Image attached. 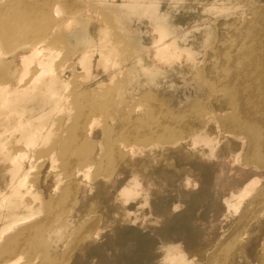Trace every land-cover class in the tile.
I'll list each match as a JSON object with an SVG mask.
<instances>
[{
    "label": "rangeland",
    "instance_id": "1",
    "mask_svg": "<svg viewBox=\"0 0 264 264\" xmlns=\"http://www.w3.org/2000/svg\"><path fill=\"white\" fill-rule=\"evenodd\" d=\"M158 28L186 47L156 48ZM40 39L46 40L42 50L47 52L15 58L17 49ZM247 54L264 68V0H0V190L7 196L0 209L13 207L18 213L0 228V263L7 250L20 258L18 264H150L154 250L160 253L169 240L190 256L189 264H206L216 246L231 237L222 247L232 248L227 264H258L264 254V95L234 99L224 88L238 83L233 77ZM161 60L184 66L185 72L151 80ZM93 115L98 121L92 131L79 134L78 127ZM29 130L35 133L26 138ZM134 135L145 141L133 143ZM126 145L137 148L122 160H134L149 199L169 187L193 197L173 200L167 194L166 201L158 200L154 215L166 238L158 249L125 234L120 218L111 216L115 207L105 196L106 182L117 162L108 149ZM82 157L88 158L78 164ZM14 159L24 161L21 168ZM84 163L90 166L82 177L86 195L74 174ZM254 175L256 185L236 200L239 205L244 200L243 208L231 210L224 186ZM19 179L21 186L9 195ZM101 215L100 229L94 222ZM155 227L140 234L150 236ZM58 238L65 239L59 243Z\"/></svg>",
    "mask_w": 264,
    "mask_h": 264
},
{
    "label": "bare ground",
    "instance_id": "2",
    "mask_svg": "<svg viewBox=\"0 0 264 264\" xmlns=\"http://www.w3.org/2000/svg\"><path fill=\"white\" fill-rule=\"evenodd\" d=\"M156 32H158L159 34H160V36H158L159 37V40H158V45L156 44V48L158 47V46H163V44L164 45H166V46H169V48L171 47V48H176V47H178V45H180L181 47H186V46H184V45H181L180 44V42H177V40H175V39H173L172 37H166V36H164L163 34H161L163 31L161 30V29H157L156 30ZM211 32H212V30H211ZM220 34V33H219ZM218 36V35H217ZM223 36V35H222ZM225 37V36H224ZM219 39V38H218ZM46 40L45 39H40L39 41H38V43H36V44H34V45H32V46H30L29 48L27 47V48H19V49H17L16 50V52H15V54H14V56H15V58L17 59L18 58V60H21L22 58H24L25 57V53H29V52H34L33 53V55L34 54H36V55H38L39 53H43V52H40L41 50H42V45H43V43L45 42ZM217 43V42H216ZM214 45V44H213ZM192 46V45H191ZM215 46V45H214ZM47 47V46H46ZM200 47V46H199ZM155 48V47H154ZM169 48H168V50H169ZM28 50V51H26V50ZM47 48H45V49H43V50H46ZM215 49V48H214ZM23 50H25L26 52H24ZM42 50V51H43ZM49 50V49H48ZM149 50V49H148ZM170 50H172V49H170ZM213 50V49H212ZM214 51V50H213ZM46 52H47V50H46ZM90 52V51H89ZM45 53V52H44ZM49 54H50V50H49V52H48ZM47 53V54H48ZM87 53V52H86ZM85 53V54H86ZM91 53V52H90ZM146 53V52H145ZM88 54V53H87ZM165 54H167V53H163V54H161V58H163L162 57V55H165ZM208 54V53H207ZM210 54H211V52H210ZM45 55V58L46 59H48L49 58V56L50 55H48V57H46L47 55H46V53L44 54ZM102 55V54H101ZM216 55V54H215ZM43 56V55H42ZM247 56V58L246 59H244V60H242V62H241V65H242V68L240 69L241 71L240 72H238L239 73V75H238V77L237 76H234L233 78H234V80H235V82H238V83H234L233 85L231 84V85H229V86H224V88H225V90H227L228 92H230V96H231V98H234V99H236V97H239L240 96V94L242 95V94H245V95H247V96H251V98H253L254 96L252 95V94H255L256 92H259V94H263L264 95V68H259V65H258V63H261V62H259V61H257L255 58H250L251 56L250 55H246ZM5 57H7L6 55H5ZM13 57V56H12ZM51 57V56H50ZM160 56L158 55V58H159ZM26 58H27V55H26ZM41 58V59H40ZM39 58V62H38V66H41V64L43 63V60L42 59H44V58H42V57H40ZM219 58V57H218ZM13 59V58H12ZM109 59V58H108ZM164 59V58H163ZM207 59V58H206ZM135 60V59H134ZM160 60V59H159ZM23 61V60H22ZM22 61H21V63H22ZM49 61V60H48ZM110 61L108 60H106V63H109ZM15 63V62H14ZM21 63H18V64H21ZM26 63V62H25ZM25 63H23V64H25ZM44 63H47L46 62V60H45V62ZM29 64L30 63H26V67H28L29 66ZM210 64V63H209ZM248 64L251 66V69L252 68H254L252 71H250V72H247V70H246V67L248 66ZM22 65V64H21ZM49 65V64H48ZM170 65V63H168L167 62V60H161L157 65H156V68H157V71H158V73L155 75V76H148V78H151V80H155L156 78L157 79H159V74H164V75H170V74H172V73H180V74H183L185 71V69H184V66L182 67V66H175V65H173V66H169ZM257 66V67H256ZM20 67V66H19ZM25 66H24V68L22 67V69H23V71L24 70H26L25 68H26ZM256 67V68H255ZM217 68H218V66H217ZM238 68V67H237ZM18 69V68H17ZM29 69V68H28ZM28 69H27V71H25L24 73H29L30 74V72H28ZM206 69H208V68H206ZM204 70H205V68H204ZM212 70V69H211ZM23 71H20V72H23ZM40 71V70H39ZM104 71H105V69H104ZM17 72H18V70H17ZM210 72V71H209ZM218 72V71H217ZM236 72V71H235ZM27 73L25 74V76L27 75ZM208 73V72H207ZM232 73V72H231ZM209 74V73H208ZM213 74V73H212ZM219 74V73H218ZM24 75V74H23ZM16 76V75H15ZM215 76H217L216 74H215ZM26 77H28V75L26 76ZM56 78H57V76H55ZM107 77V76H106ZM218 77V76H217ZM236 77V78H235ZM100 78V77H99ZM17 79H19V78H17ZM23 79H24V77H23ZM101 79V78H100ZM143 79V78H142ZM216 79V78H215ZM215 79H213V80H215ZM56 80V79H55ZM15 81V80H14ZM18 81V80H17ZM22 81H24V80H22ZM49 81V80H48ZM101 81V80H100ZM218 81V80H217ZM90 82V81H89ZM97 82L98 81H96V80H94L93 81V83H95L96 85H97ZM147 82V81H146ZM15 83V82H14ZM145 83V82H144ZM149 83V82H148ZM16 84V83H15ZM22 84V83H21ZM99 85H100V83H98ZM28 85V84H27ZM94 85V84H93ZM158 85V84H157ZM16 86V85H15ZM43 86V85H42ZM28 87H29V85H28ZM44 87H45V85H44ZM46 87H47V85H46ZM94 87H95V85H94ZM100 87H102V86H100ZM26 88H27V86L25 87V90H26ZM91 88V87H90ZM21 89H24V88H21ZM42 89H44V88H42ZM46 89V88H45ZM93 89V88H92ZM27 90H29L28 88H27ZM99 89H97V91H98ZM10 91V90H9ZM8 91V92H9ZM19 91H20V88H19ZM13 93H14V89H13V91H12ZM17 92V91H16ZM15 92V93H16ZM47 92V91H46ZM99 92H102V91H100L99 90ZM13 93H12V95H13ZM48 93V92H47ZM97 93V92H96ZM10 94V93H9ZM94 94H95V90H94ZM7 96H11V95H8V93L6 94ZM18 95V94H17ZM233 95V96H232ZM5 96V95H4ZM16 96V95H15ZM119 96V95H118ZM19 99V98H18ZM17 99V100H18ZM24 99V98H23ZM250 99V98H249ZM3 101V100H2ZM234 101H236V100H234ZM4 103V102H3ZM60 104V103H59ZM35 105V104H34ZM33 105V106H34ZM237 105H240L238 102H237ZM27 106H32V103L31 102H29V104L27 105L26 104V107ZM216 106V105H215ZM214 106V107H215ZM218 106V105H217ZM216 106V107H217ZM59 107H60V105H59ZM216 107L214 108V109H216ZM58 109V108H57ZM56 109V110H57ZM125 116V115H124ZM98 118H96L94 115H93V117H91V119L89 120V121H87V122H85L84 123V125H80L79 127H78V131H80V133L79 134H83V132H86V134H88V133H90L91 131H92V128H93V125L98 121L97 120ZM121 119H124V118H121ZM118 120V119H117ZM216 122V121H215ZM117 124V123H116ZM218 124V123H217ZM31 128H33V129H35V125H33V126H30ZM7 130H9V126H8V129H4V131H7ZM36 131V130H35ZM34 133L35 132H33V130H29V136H26V138H30V136H33L34 135ZM92 134V133H91ZM101 134V133H100ZM145 135V134H144ZM192 135V134H191ZM88 136H90V135H88ZM87 136V137H88ZM190 136V135H189ZM195 136H197V135H195ZM225 136H227V135H225ZM143 137V136H142ZM154 137H155V135H154ZM191 137V136H190ZM189 137V138H190ZM132 138L133 139H135V140H133V143L135 142H138V141H145V137H144V139L143 138H141V136H139V135H134V136H132ZM212 139H214V138H212ZM223 140V139H222ZM187 141H188V139H187ZM110 142H111V140H110ZM190 143V142H189ZM210 143V142H209ZM138 144V143H137ZM181 144V143H180ZM2 144H0V147L2 148L3 146H1ZM121 146V145H120ZM137 146V145H136ZM106 147V146H105ZM155 147V146H154ZM158 147V146H157ZM68 148V147H67ZM69 148L71 149V146H69ZM137 148V147H136ZM136 148H135V146L134 145H126L125 147H123L122 148V150L120 149V147L117 149V148H115L114 146H112V149H108V153L109 152H111L112 154H115L114 155V158L116 159V162H117V166L115 167V169H114V171H113V173L109 176V177H107V184H109V188L108 189H106L103 185H102V187H104V189H106V191H108V193H106L105 194V196H106V198H108V197H110V199H111V202H112V204H113V206L115 207V210H114V212L112 213V215L111 216H113V217H115V218H120V220L123 222L122 224H124L125 225V227H123V228H127L125 231L126 232H124L125 234H130V235H132V236H137L138 238H143V241H144V243L147 245V246H149L152 250H154L152 247H154V248H156V249H158L159 248V243L158 242H162L164 239H166L165 238V236H163V233H164V230H165V226H161L159 223H157V221H156V218H155V208L158 206V200H162V199H164L165 201H166V196H167V194H172V196H173V200L174 199H178V198H187V200L189 199L190 200V198L192 197V194H187V193H185V194H183V195H180V194H182V193H178V191H180V189L179 190H177L176 188H172V187H169V191H160V190H158V191H160V192H162V193H155V197H153V199H149V195H150V193H151V191L148 189L147 190V188H144V183L141 181V177L140 176H138V174L139 173H136L137 171H135L134 169H133V167L135 166V162H133L134 160H130V161H128V160H122V157L121 156H124V153H129V154H132L133 152H135V150H136ZM140 148V147H139ZM142 149V148H141ZM140 149V150H141ZM3 150V149H2ZM2 150H0V152H2ZM153 150V149H152ZM145 151V150H144ZM143 152V151H142ZM19 153H21V152H19ZM53 154V153H52ZM52 154H51V156H52ZM16 155V154H15ZM17 155L20 157V159L19 160H21V158H22V160L24 159V154H23V152H22V154H18V151H17ZM54 155V154H53ZM81 155V154H80ZM83 155V154H82ZM126 155V154H125ZM10 156V155H9ZM8 156V157H9ZM13 156V155H12ZM104 156H105V153H103V154H100L99 155V157H101V158H104ZM81 157V156H80ZM3 158V157H2ZM4 158H6V157H4ZM51 158V157H50ZM52 158H53V156H52ZM51 158V160H53ZM88 158V157H87ZM86 158V159H87ZM94 158V157H93ZM7 160H9L10 158H6ZM4 160L5 162L7 161V160ZM17 159H18V157H17ZM26 159V158H25ZM84 157H82L80 160L78 159V164H79V162L81 163V161L82 160H86ZM114 159V160H115ZM15 161H17V163L19 162V165L17 164V163H15V165H17V166H21V165H23V164H21V163H23L24 161H19V160H16V159H14ZM13 160V161H14ZM120 160V161H119ZM10 161H12V160H10ZM9 161V162H10ZM26 161V160H25ZM13 163V162H12ZM127 163L128 164H130L129 166L130 167H132V168H130V169H128L126 166H127ZM21 164V165H20ZM69 165V163L68 164H66V166H67V169H70V167L68 166ZM12 166H14V165H12ZM79 166H81V165H79ZM22 167V166H21ZM20 167V168H21ZM16 169H18L17 167H15ZM19 168V169H20ZM90 168V166L89 165H85V163H84V165H82L80 168H78V169H76V171H74L75 173V176H80V181H82V189H80V191H81V193H82V191H83V193L85 192V194L84 195H86V192H87V188H88V184H86L85 183V181H83L84 179H82V177L83 176H85L86 174H87V172H88V169ZM15 169V170H16ZM145 169H147L146 167H145ZM14 170V171H15ZM210 170V169H209ZM10 171V170H9ZM16 171H18V170H16ZM15 171V173L17 174L18 172H16ZM20 171V170H19ZM73 171V170H72ZM12 172V171H11ZM70 172V171H69ZM8 173H10V172H8ZM14 173V172H13ZM15 173H14V176H15ZM6 174V173H5ZM5 176V175H4ZM10 176V175H9ZM17 176V175H16ZM15 176V177H16ZM23 177L24 176H26L25 178H26V180H27V175H26V173H24V175H22ZM74 176V177H75ZM1 177V176H0ZM15 177H14V180H15ZM23 177H22V179H23ZM24 178V179H25ZM79 178V177H78ZM215 178V177H214ZM23 179V180H24ZM73 179H75V178H73ZM9 180V179H8ZM17 180V179H16ZM26 180H24L25 181V184H26ZM210 180V179H209ZM257 180H258V178H257V176L256 175H254V176H252V177H250L249 179H247L246 181H243V182H238V181H235V182H233L232 184H229V185H227V186H224L225 187V189H226V191H227V194H228V196H229V199H228V201H227V205H228V207L232 210V209H237V208H239V209H242L243 207H241L242 206V203L244 202V200H243V202L239 205L238 204V201H236L237 199L238 200H241V199H245L246 197L245 196H247L248 195V193H250V190L251 189H253V185L255 184L256 185V183L255 182H257ZM1 182H2V180H1ZM9 182V181H8ZM14 181H12V183H13ZM16 182V181H15ZM14 182V184H15V187H14V191H12L11 193H9V195L10 194H12V193H14V192H17V188H19L20 186H21V184H22V180L21 179H19V181H17L16 183ZM96 182V181H95ZM80 183V182H79ZM24 184V183H23ZM50 184V183H49ZM1 185H3V184H1ZM13 185V184H12ZM59 185V184H58ZM52 186V185H51ZM77 186H78V184H77ZM89 186H91L90 184H89ZM3 188H4V185L2 186ZM106 187H108V186H106ZM7 188H8V186H7ZM23 188V187H22ZM25 188H27L26 187V185H25ZM50 188V187H49ZM52 188V187H51ZM55 188V187H54ZM53 188V189H54ZM57 188H59L60 189V187H57ZM73 188V187H72ZM12 189V188H11ZM27 189H29V188H27ZM99 189V188H98ZM102 188H100V190H101ZM103 189V190H104ZM10 190V189H9ZM8 190V191H9ZM78 190V189H77ZM111 190H112V192H111ZM176 190V191H175ZM7 191V192H8ZM79 191V192H80ZM105 191V190H104ZM46 192H47V190H46ZM51 192H52V189H51ZM79 192L77 193V194H79ZM53 193H56V189H55V191H53ZM199 193H201L200 192V190H199ZM44 194V193H43ZM50 194V193H49ZM88 194V193H87ZM210 194V193H209ZM8 195V194H7ZM14 195V194H13ZM46 195H47V193H46ZM80 195V194H79ZM210 195H212V194H210ZM95 196V195H94ZM102 196V195H101ZM77 197H79V196H77ZM93 197V196H92ZM100 197V196H99ZM158 197V198H157ZM200 197V196H199ZM245 197V198H244ZM7 198V196H6V193H4V191H3V189L1 188V190H0V200L1 201H5V199ZM46 198L48 199V197L46 196ZM101 198V197H100ZM105 198V197H104ZM105 198V199H106ZM193 198V197H192ZM45 200V199H44ZM93 200H94V198H93ZM97 200L98 199H96V202H97ZM248 200V199H247ZM41 201L42 200H40V203H41ZM95 202V201H94ZM99 203V202H98ZM79 205V204H78ZM83 205V204H82ZM42 207V204H38V207ZM35 207V206H34ZM37 207V206H36ZM35 207V208H36ZM38 207L36 208V209H38ZM74 207V206H73ZM82 207V206H81ZM239 209H237V210H239ZM83 210H84V208H83ZM99 212H101V211H99ZM247 210H246V212H245V214H247ZM239 213V212H238ZM18 215V213H17V209L16 208H13V207H6V208H3V209H0V228H2V227H4L5 225H7V223L9 222V220L11 219V220H17V218H16V216ZM78 215H79V208H73L72 209V219L74 218V220H75V218H77L78 217ZM82 215H83V212H82ZM97 216L99 215V214H96ZM238 215V214H237ZM248 215V214H247ZM246 215V216H247ZM97 218V217H96ZM234 218V217H233ZM70 219H71V217H70ZM69 219V220H70ZM71 219V220H72ZM82 219V218H81ZM80 219V220H81ZM172 219H176V218H172ZM101 220H102V215L101 216H99L97 219H96V222H94L95 224H97V226H96V228L98 227H100V229H101V226L104 224V222L102 223L101 222ZM115 220V219H114ZM263 222H264V220H262ZM67 222H70V221H67ZM66 224L67 223H65V226L64 227H67L66 226ZM72 224V223H71ZM74 225V224H73ZM152 225H154V227H155V229H153V231L150 233L151 235L150 236H147V237H143L140 233H142L143 231H150L151 229H150V226H152ZM14 226H15V224H14ZM14 226H12V227H14ZM68 227H70V226H68ZM20 228V227H19ZM60 229H61V227H59ZM59 228H57V229H59ZM96 228H94L95 230H94V235L96 234V233H99V232H97V230H96ZM13 230L15 229V228H12ZM12 229H11V231H12ZM18 229V227L16 228V230ZM59 229V230H60ZM62 229H64V228H62ZM61 229V230H62ZM67 229V228H66ZM45 230V229H44ZM55 230V229H54ZM60 230V231H61ZM88 230V229H87ZM99 230V229H98ZM18 231V230H17ZM100 231V230H99ZM14 232V231H13ZM36 232V231H35ZM8 234H6V235H10L11 236V234H9L10 233V231L9 232H7ZM14 233H16V232H14ZM32 233H34V231H32ZM64 233L67 235V233L64 231ZM5 234V233H4ZM25 234V233H24ZM49 234V233H48ZM68 234H69V232H68ZM71 234V233H70ZM83 234V233H82ZM27 235V236H26ZM25 236L26 237H28V234H26ZM97 235V234H96ZM95 235V237H98V236H96ZM244 235L245 234H242L240 237H244ZM9 236V237H10ZM24 236V237H25ZM31 236L32 235H30L29 236V238H31ZM63 236H64V234H63ZM70 236V235H69ZM79 236H81V235H79ZM122 236V235H121ZM222 236H224V235H222ZM221 236V237H222ZM4 237L5 236H3V241H4ZM19 237V236H18ZM18 237L16 238L15 236H14V238H16V239H18ZM21 237H22V235H21ZM34 237H35V235H34ZM65 237V236H64ZM72 237V236H71ZM120 237V236H119ZM0 238H2L1 236H0ZM6 238V237H5ZM20 238V237H19ZM49 238V237H48ZM100 238V237H99ZM130 238V237H129ZM230 238L231 237H228L226 240H230ZM8 239H10V238H8ZM7 239V240H8ZM59 240V243H60V238H58ZM65 239V238H64ZM64 239L63 240H61V241H64ZM98 239V238H97ZM1 240V239H0ZM11 240V239H10ZM9 240V241H10ZM22 240V239H21ZM34 240H35V238H34ZM92 240V239H91ZM142 240V239H141ZM195 240V239H194ZM225 240V241H226ZM55 241H57V240H55ZM54 241V242H55ZM68 241V240H67ZM93 241V240H92ZM91 241V242H92ZM225 241H223V242H221L220 243V245L219 246H216V248L214 249V254L209 258V259H206L205 260V263L206 264H227V262H228V259L230 258V256H231V254H232V248H229V249H226V248H223L222 249V247L224 246V245H226L227 243H225ZM5 242V241H4ZM17 242V241H16ZM123 242V241H122ZM227 242V241H226ZM7 243V242H6ZM18 243V242H17ZM63 243V242H62ZM229 243V242H228ZM20 244H22V243H20ZM88 244H90V242L88 243ZM136 244V243H135ZM191 244H193V243H191ZM221 244H223V245H221ZM84 245V244H83ZM82 245V246H83ZM133 245V244H132ZM162 245H163V247H162V250L163 251H160V253H158V252H155V250H154V252H153V259L154 260H151V262H150V264H189V259H191V258H189V257H187V254H184L182 251H181V247L180 246H176V245H173L169 240L168 241H163V243H162ZM184 245V244H183ZM4 246V245H3ZM3 246H2V250H3ZM16 246H17V244H16ZM61 246V245H60ZM63 246H64V244H63ZM92 246V245H91ZM96 245H94V247H95ZM137 246V245H136ZM186 246V245H185ZM57 247V246H56ZM62 247V246H61ZM97 247V246H96ZM123 247V246H122ZM187 247V246H186ZM219 247V248H218ZM251 247H253V245L251 246ZM16 248V247H15ZM77 248H79V247H77ZM98 248V247H97ZM218 248V249H217ZM4 249H5V247H4ZM19 249V247L17 248V250ZM40 249V248H39ZM54 249H56V248H54ZM89 249V248H88ZM91 249V248H90ZM100 249V248H99ZM98 249V250H99ZM222 249V250H221ZM6 250V249H5ZM25 250V249H24ZM38 250V249H37ZM58 250V249H57ZM68 250V249H67ZM73 250V249H72ZM87 250V249H86ZM248 250V249H247ZM250 250H252V248H250ZM1 251V250H0ZM15 251H16V249H14V253H15ZM88 251V250H87ZM86 251V252H87ZM104 251V250H103ZM24 252V251H23ZM26 252V251H25ZM24 252V253H25ZM34 252V251H33ZM40 252H41V250H40ZM70 252H71V250H70ZM75 252V251H74ZM85 252V251H84ZM255 252V251H254ZM10 252L9 251H5L3 254L5 255V259H3V261L0 263V264H18V262L20 263V258L18 257H16L15 256V254H13V255H10L9 254ZM36 253V252H35ZM35 253L33 254V256L35 255ZM55 253V252H54ZM53 253V254H54ZM73 253V252H72ZM87 253H89V252H87ZM91 253V252H90ZM98 253V252H97ZM18 254H20V252L18 253ZM22 254V253H21ZM26 254V253H25ZM39 254V253H38ZM42 254V253H41ZM40 254V255H41ZM52 254V255H53ZM60 254V253H59ZM77 254V253H76ZM101 254V253H100ZM189 254V253H188ZM3 255V256H4ZM27 255H28V253H27ZM26 255V256H27ZM30 255V257L31 258H33L31 255L32 254H29ZM45 254H43V256H44ZM49 255V254H48ZM72 255V254H71ZM70 255V256H71ZM74 255H75V253H74ZM82 255V254H81ZM85 255H87V254H85ZM84 255V256H85ZM90 255V254H89ZM255 255V254H254ZM13 256V257H12ZM20 256V255H19ZM37 256V255H36ZM67 256V255H66ZM93 256V255H92ZM94 256H96V255H94ZM49 257H50V255H49ZM54 257V256H53ZM62 257H63V255H62ZM61 257V258H62ZM74 257V256H73ZM97 257V256H96ZM134 257H135V255H134ZM137 257V256H136ZM196 257V256H195ZM252 257H254V256H252ZM258 257V256H257ZM3 258V257H2ZM39 258H41V257H39ZM58 258V255H57V257H56V259ZM66 258H68V256L66 257ZM70 258V257H69ZM80 258V257H79ZM48 260H49V258H47ZM50 259H52V258H50ZM58 259H60V257L58 258ZM74 259V258H73ZM95 259V258H94ZM134 259V258H133ZM194 259H196V258H194ZM30 260V259H29ZM34 260V259H33ZM36 260V259H35ZM37 260H39L38 258H37ZM70 260V259H69ZM81 260H84L83 258L81 259ZM80 260V261H81ZM136 260H137V258H136ZM192 260V259H191ZM41 261V260H40ZM47 261V260H46ZM91 261V260H90ZM193 261V260H192ZM240 261V260H239ZM254 261V260H253ZM35 262V261H34ZM136 262V261H135ZM191 262V261H190ZM42 263V262H41ZM48 263V262H47ZM57 263V262H56ZM61 263V261L59 260L58 261V264H60ZM75 263V262H74ZM73 263V264H74ZM79 263H81V262H79ZM196 263V262H195ZM194 263V264H195ZM202 263V262H201ZM251 263V262H250ZM45 264V263H44ZM67 264V263H66ZM70 264V263H69ZM258 264H264V254H262L259 258H258Z\"/></svg>",
    "mask_w": 264,
    "mask_h": 264
}]
</instances>
